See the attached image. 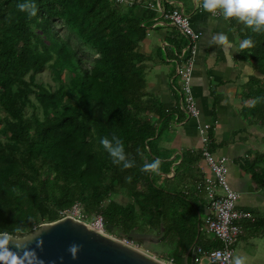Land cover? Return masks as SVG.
I'll return each mask as SVG.
<instances>
[{
    "label": "trees",
    "instance_id": "trees-1",
    "mask_svg": "<svg viewBox=\"0 0 264 264\" xmlns=\"http://www.w3.org/2000/svg\"><path fill=\"white\" fill-rule=\"evenodd\" d=\"M128 1L124 9L118 0H35L37 15L29 17L17 7L22 0H0V231L21 226L27 235L80 205L88 220L102 216L112 234L132 241L159 230L175 240L171 259L182 264L179 249L195 241L209 251L220 245L202 230L197 203L158 183L159 172L168 173L172 164L160 156L157 140L176 115L147 105L151 59L140 46L161 13L148 0ZM230 23L242 41H254L242 54L263 79L254 81L256 104L248 114L264 131V33ZM47 68L54 86L37 80ZM112 133L135 167L112 164L100 144ZM157 158L158 172H141ZM195 160L188 155L182 164ZM248 166L264 185V153Z\"/></svg>",
    "mask_w": 264,
    "mask_h": 264
},
{
    "label": "crops",
    "instance_id": "crops-1",
    "mask_svg": "<svg viewBox=\"0 0 264 264\" xmlns=\"http://www.w3.org/2000/svg\"><path fill=\"white\" fill-rule=\"evenodd\" d=\"M148 3L161 14L140 46L141 52L151 59L147 63V73L150 68L159 73L154 80H147L149 96L146 103L161 106L165 114L176 115L164 129L168 134L163 132L162 137L160 134L157 140L160 156L172 164L168 173L159 172L158 183L171 191L189 196L202 210L200 219H203L207 213V201L204 193L196 190V184L203 176L199 128L209 125L212 141L210 150L217 156L230 159L229 182L240 194L239 209L252 215L251 219L240 222L244 230L240 241L253 239L249 244L255 249L257 247L254 256L256 259L264 254V240L260 239L264 236V185H258L246 169L249 168L248 161H254L257 154L262 152L261 147L264 148V131L260 130L248 112L256 104H252V101H256L254 81L263 77L255 69L254 61L243 57L244 48L240 47L242 39L231 23L218 14L213 16L204 11L201 7L202 0H148ZM167 3L172 7L171 11L176 9L185 12L190 17L193 28L203 34L197 44L193 72V93L201 113L198 120H189L180 111L182 80L176 73L175 54L186 49L188 44L163 17L162 13L171 12L166 11ZM219 32L228 35L230 48L210 43L212 36ZM153 116L154 114L151 115ZM188 155L196 160L186 168L182 163ZM161 234L162 242L172 244L171 254L166 255V259L173 260L175 240H166L164 234ZM188 252L189 249H179L182 264ZM190 259L191 257L189 261Z\"/></svg>",
    "mask_w": 264,
    "mask_h": 264
},
{
    "label": "built area",
    "instance_id": "built-area-1",
    "mask_svg": "<svg viewBox=\"0 0 264 264\" xmlns=\"http://www.w3.org/2000/svg\"><path fill=\"white\" fill-rule=\"evenodd\" d=\"M162 14L188 41L187 48L180 53L176 69L177 75L182 80L180 111L189 120H198L201 113L193 93V72L197 56V44L203 34L193 28L190 17L183 11L173 10ZM210 128L209 125L199 128L202 143L203 176L197 182L196 190L203 192L207 201V213L202 219V230L213 235L220 246L211 251L199 247L193 264H232L235 246L244 235L240 222L251 219L252 215L239 209L240 194L232 188L229 182L230 159L226 156H217L210 150L212 142L209 133ZM77 207L79 206L62 213V219L67 217L76 219L75 214L81 211ZM81 217H84V214ZM100 217L97 220V225L91 227L104 233L102 229L103 218ZM78 221L87 223V220ZM124 243L130 245V239H124ZM167 264L175 263L170 260Z\"/></svg>",
    "mask_w": 264,
    "mask_h": 264
},
{
    "label": "clouds",
    "instance_id": "clouds-1",
    "mask_svg": "<svg viewBox=\"0 0 264 264\" xmlns=\"http://www.w3.org/2000/svg\"><path fill=\"white\" fill-rule=\"evenodd\" d=\"M17 7L29 17H35L38 12L35 0H22L17 4ZM201 7L213 16L218 14L226 21L234 20L253 33H264V0H202ZM210 43H216L225 48L231 47L229 37L224 32L213 35ZM253 46L254 41L251 37L245 38L240 44L241 48ZM255 103L256 101H252L253 105ZM100 144L108 153L112 164L120 167L121 170L136 166V161L129 158L123 140L115 133L111 134V138L104 136L100 140ZM160 166L161 161L157 158L144 163L140 170L146 174H155L159 171ZM127 179L130 181L131 177ZM33 244H35V248L31 247ZM42 247L43 240L40 236L35 232L26 236L21 226H17L11 231H0V264H44L36 250L42 249ZM81 247L77 243L69 245L68 253L73 260L78 259ZM234 264H243V262L240 258H236Z\"/></svg>",
    "mask_w": 264,
    "mask_h": 264
},
{
    "label": "water",
    "instance_id": "water-1",
    "mask_svg": "<svg viewBox=\"0 0 264 264\" xmlns=\"http://www.w3.org/2000/svg\"><path fill=\"white\" fill-rule=\"evenodd\" d=\"M33 232L43 240L42 249L36 250L44 264H166L72 217L43 224ZM72 243L82 246L76 260L68 253ZM31 247L35 248V244ZM198 248L195 241L184 264L194 263Z\"/></svg>",
    "mask_w": 264,
    "mask_h": 264
},
{
    "label": "rangeland",
    "instance_id": "rangeland-1",
    "mask_svg": "<svg viewBox=\"0 0 264 264\" xmlns=\"http://www.w3.org/2000/svg\"><path fill=\"white\" fill-rule=\"evenodd\" d=\"M135 1V0H133ZM119 4L121 5L122 8L124 9H127V7L129 5H131L130 1H126V0H120L118 1ZM60 34L62 36H64L65 38H67L68 36V33H67V30H65L64 28L62 27H59L58 28ZM73 37V36H72ZM74 39V37H73ZM73 45L76 46V43L74 42L73 40ZM84 55V54H83ZM84 58L87 60V61H91V56L90 55H85ZM164 70L166 71L167 68H166V65H164ZM164 71V72H165ZM159 74L157 70L155 69H152L150 68V71L147 73V80L148 81H151V80H154L155 78V75ZM68 73H66L63 78L66 80V77H67ZM37 80L39 82H42L46 85H50V86H54L55 84V80L53 79V74H52V71L50 68H47L45 71H43L41 74L38 75L37 77ZM71 88L75 89L76 86H77V83H74V82H71ZM163 132H165L166 134L167 133V130H163L162 133H161V137L163 135ZM262 149V152L264 153V148L261 147ZM122 202H125V200H121ZM79 207L77 208H80L81 211L80 213H77L75 214L76 215V219L77 220H84L86 221L87 220V223L90 225V226H96L97 225V220L100 219L101 217L100 216H95L94 218H92L91 220H88L86 218V216L84 215V217H81V215H83V209L80 205H77ZM203 227V226H202ZM102 229L104 231L105 234L117 239V240H120L122 242H124V239H127L123 236H121V234H112V232L105 226L104 224V221L102 223ZM206 234V232H205ZM207 236L210 238V239H214V236L211 235V234H207ZM136 240L132 241L130 239V245L144 253H147L149 254L150 256L162 261L163 263H166L168 262V259H166V255H170L171 254V250H172V244L170 245V242L166 243V242H162V234L159 230H146L145 232L139 234V235H136L135 236ZM262 238L260 239H263L264 240V236H261ZM257 238V237H255ZM249 241L250 242H253V239L251 238H247V239H244L242 241H239L234 250V255H233V259H232V264H234V261L236 258H240L243 262V264H264V254L263 255H260L258 258H254L256 252L255 250H257V247L256 249L254 247H252L250 244H249Z\"/></svg>",
    "mask_w": 264,
    "mask_h": 264
}]
</instances>
